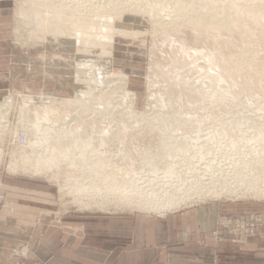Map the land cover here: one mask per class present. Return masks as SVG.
Instances as JSON below:
<instances>
[{
    "label": "rangeland",
    "instance_id": "1",
    "mask_svg": "<svg viewBox=\"0 0 264 264\" xmlns=\"http://www.w3.org/2000/svg\"><path fill=\"white\" fill-rule=\"evenodd\" d=\"M19 1L13 0L11 3L8 9L9 18L7 26L2 28L3 33L9 36L7 42L13 43V46L14 43L20 44L23 47L25 46L24 49L26 51L29 47L37 49L35 51L37 52L38 63L35 65L38 67V73L43 75L47 68L52 67L55 68V73L52 74V78L46 73L48 78L46 80L42 79V81L39 80L41 84L37 83L22 87L16 83L13 89L6 90L5 94L1 93V98L5 96L11 98L10 107L12 108L9 114L10 124L7 136L5 139L2 137L1 141L3 155L0 170L7 175H14L27 181L53 187V194L57 203L56 212L65 215H82L86 213L87 215L93 216L98 215L100 210L103 211L102 207L104 205V209L106 205L111 208L109 201L102 203L103 206L95 205L96 207L93 205V202L90 204L85 203L84 205L86 206L76 205L73 202L77 196V192L72 187L75 182L73 178L82 177L87 184H90L92 180L90 178L102 176V174L105 175L107 173L116 175V173L123 172L128 168L125 158H122L124 153L127 154L131 151L135 156L137 152H144L141 149L140 151L138 150L141 148L137 146L138 143L149 142L150 146L157 144L162 146L163 151L166 143L173 144V147L176 149L173 153H178L177 148L179 147L196 149V153H185L181 155V158H177V156L176 158L174 156L171 158L170 163L173 161L176 164L181 175L195 172L194 170L197 171V169L209 168L223 162L235 164L244 158H250L251 156L257 157L258 154L264 153V107H260L264 102V78L255 76L252 80H248L247 76H242L240 73L237 74L234 69H232V72H228V70L223 71L221 68V61L235 63L234 60H227V56L231 53L237 54L241 48H249L253 53H256L261 62H264V24L255 25L251 24V20H245L242 24L250 26V33L248 35L243 34L240 27L226 31L213 27L189 26L188 22L183 19L195 17V11H198V4L195 3L193 10L184 15L179 21V24L172 26L168 22V25L171 26L157 28L155 21L149 14L137 13V11L135 13L134 10L128 9L121 16H116L112 25L104 29H98L101 36H111L112 42H108L107 39L99 41L98 51L100 56L94 54L93 64L89 68L91 70L89 78L90 80L94 79V87L88 89L84 88L82 84H78V89H80L78 92L73 86L75 80L73 68L75 50L73 46H69L67 42H63L64 38L60 41L61 38L53 36L52 33H48L45 38L40 39L41 41L38 38H36V41L30 40L31 43L20 42L21 40L16 38L14 12ZM101 1L103 2L104 0ZM183 1L191 2L192 0ZM215 2L217 3L216 11L219 9L223 11L222 6L225 5L226 0H215ZM170 9L172 8L168 6L165 11L170 14L168 12ZM234 16L240 18L241 13L235 10ZM18 29H20L23 36L31 32L24 23ZM194 31L200 32V36L197 39L194 36ZM259 34L260 36H258ZM45 43L57 47L59 53L56 51L54 55L53 51L49 52L50 50L48 49L45 52L48 53L47 57L43 55L46 60L41 59L40 53L44 49ZM57 49L55 48V50ZM10 50L11 48H8V54H10ZM194 50L197 52L193 53ZM61 53L66 55L63 57L65 58L64 60H58V57L62 55ZM28 54L24 51L22 56ZM180 58L186 61V65L184 64L185 68L182 70L177 67L176 62ZM81 61L83 62L82 59ZM1 64L3 65L4 63ZM21 64H19L20 66L18 68L23 73L25 66L23 63ZM119 68H131L132 77H129L128 71L120 70ZM56 69L59 71L57 72ZM191 70H193L192 73L194 71L195 73L192 74ZM116 74L119 76L127 75L128 77L126 87L135 94L134 104H131L132 107H124L125 101H122L120 96L121 82L118 78L114 79ZM219 76L220 81H218ZM177 77L180 85L176 84L175 86L172 80ZM196 77L205 81L209 80L205 83H196L194 82L198 79ZM64 81L67 83L65 88L61 87ZM219 82H223V86L220 89L225 93L222 94L223 98L214 99L213 102L221 100L216 108L213 103L207 104L201 95L192 98L193 96L191 94H193L192 92H196L195 89L201 88V91H204L202 84L210 85L209 91L211 93L217 92L216 88L212 86L218 87ZM117 83L120 85H117ZM45 85L48 88L42 89ZM99 86L101 87V93L99 92ZM180 86L193 88L190 95L187 94L189 95L187 96V92L184 88L180 89ZM56 88H61V90ZM83 89H88L94 97L100 96V99H96L93 107H99L100 109V106L103 105L100 109L101 114L100 112L98 114L95 113V115L86 114L85 110L90 112L88 111L89 109L85 108L87 106L80 105L81 101H79L83 99L80 93ZM197 92L199 93V91ZM23 96H27L33 103L29 105L27 116H33L36 110H41L44 107L46 96L70 99L71 101L67 103V107L63 108L67 110L68 107H75L77 114L75 126L78 130L83 131L82 135L84 140L89 139L88 135L94 129L93 126L95 124L98 126L99 135L102 134L100 135L102 140L111 136L109 142H103L101 147H97V155L93 154L94 151L92 150L88 153L91 157L90 162L93 166L98 167L96 168L95 176L91 174L92 171L90 172V169H85L81 165H78V167L70 166L68 160H66L67 163L65 161V166H67L65 167L67 168L65 172L64 166H60L59 169L54 167L52 168L53 170H48L45 174L31 175L30 173H34L31 168L34 166L32 162V164H24V169L31 170L29 174L21 171L14 174L6 169V164L10 159L11 149L13 147V144L10 142L11 136L15 131L21 130H24L28 134L27 127L30 125V122L27 121L26 117L24 121H21L18 117L19 109L25 108L21 107L23 104ZM88 98H90L89 95ZM131 108L133 111H137L143 115L131 116L129 111ZM105 111L108 113L106 114ZM209 112H211L210 115ZM71 117L73 118V116ZM92 118L95 124L89 123L92 122L90 121ZM210 120L215 121L220 128L225 127L233 138H223L216 127H213L214 130L212 131L215 136L214 140H212L211 132L206 133V136L202 138L201 132L207 131L203 128H210L212 125ZM108 122L113 123L112 127L115 132L100 133L101 128H104V125ZM138 128L140 129L136 130ZM229 128H233V130ZM258 135L261 136L260 140L257 138ZM135 145L137 146V150ZM41 146L39 148L41 147L43 149L44 145ZM204 148L207 149L202 151ZM35 150L36 148L33 149V153H37ZM159 150L161 151V148ZM102 155L110 156L108 160L109 166L100 168L99 166L103 164L102 162L107 161L104 159L95 164L93 161H96ZM34 156H32V160L35 159ZM17 158L18 156L16 155L13 159ZM81 162L84 164L85 160ZM76 173L77 175H75ZM51 175L55 176L51 177ZM68 180L71 181L69 182ZM127 180L130 179L124 177L122 180L120 179V183H124ZM0 192L2 196L0 200L1 207L5 200V191L0 189ZM244 197L246 198H236L234 196L214 198L213 196H209L202 200H195V202L186 201L179 206L200 204L201 202L207 201V198L218 199L219 201H242L249 199L260 205L264 204L263 197L257 196L256 198L250 191L244 194ZM121 201L120 199L118 200V202ZM214 203L218 208L223 204H227ZM179 206L178 208H180ZM112 210L113 213H118L120 207H113ZM130 212H135V210ZM105 215L109 216V214ZM261 215L264 217V214L261 213ZM219 216H222L220 211L217 212L216 220ZM10 254L18 262H22L27 257V255L25 256L23 255L24 253L21 254L19 251H12Z\"/></svg>",
    "mask_w": 264,
    "mask_h": 264
},
{
    "label": "bare ground",
    "instance_id": "2",
    "mask_svg": "<svg viewBox=\"0 0 264 264\" xmlns=\"http://www.w3.org/2000/svg\"><path fill=\"white\" fill-rule=\"evenodd\" d=\"M195 3L198 4V11H195V14L193 13L195 17L183 19L188 22L189 26L204 28L213 27L218 30L226 31L240 27L242 33L248 35L250 33V26L242 24L245 20H251V24L255 25L264 24V0H226L225 5L222 6L223 11L220 9L216 11L217 3L215 0H192L191 2H184L183 0H104L103 2L101 0H20L14 12V19L16 21L14 30L16 31V38L20 39V42H30V40L36 41V38L40 40L45 38L48 33H52L53 36L60 37V41L64 38L63 42H67L69 46H73L75 50V56L73 58L75 80L73 86L77 89L76 91L79 92L80 89H78V84H82L84 88L88 89L94 87V79L90 80L89 78V73L91 72L89 68L90 65L93 64L94 54L100 56L98 51L99 41L107 39L108 42H112L111 36L105 37L99 34V28L104 29L112 25L114 23V18L116 16H121V14L128 9L134 10V12L137 11V13L142 12L149 14L155 21L157 28L174 26L175 24H179V21L184 15L193 10ZM168 6L172 8L168 11L170 14L165 11ZM235 10L241 13L240 18L234 16ZM163 21H165V23H163ZM168 22L171 25H168ZM22 23L27 25L31 30V32H28L25 36H23L20 29H18ZM194 34L196 39L200 36L199 31H194ZM258 36H260V34ZM195 52L197 51L194 50L193 53ZM44 56L40 57L45 59ZM58 60H62V57L59 56ZM184 60L185 59L180 58L176 61L177 67L181 70L185 68L184 64L186 65V61ZM227 60H234L235 63L221 61V68L223 71L228 70V72H232V69H234L237 74L240 73L242 76H247L248 80H252L255 76L264 78V62H261L256 53H253L249 48H241L237 54H229ZM192 68H194V66H192ZM192 71L193 70H191V73ZM193 73H195V71ZM117 78L121 82H119L121 84L120 96L122 101H125L124 107H132L131 104H134L135 94L126 87L128 80L127 75L119 76L116 74L114 79ZM208 80L205 81L198 78L194 82L205 83L208 82ZM220 80L219 76L218 81ZM119 83H117V85ZM172 83L175 84V86L176 84L180 85L178 77L174 78ZM222 83L223 82H219L217 85L218 87L212 86L217 90V92L212 93L209 91L210 85L208 84H202L204 89L203 92L201 88L195 89V93L191 91L193 88L180 86V89L184 88L187 92L186 95H190L192 92V98L201 95L203 97L202 99H205L207 104L213 103L216 108L221 100L213 102L214 99L223 98L222 94L225 93L220 89L223 86ZM88 89H83L80 92L83 98L79 100L81 101L80 105L87 106L85 108L90 111L87 112L84 109L87 115H95V113L98 114L99 112L101 114L100 109L103 105L100 106V109L99 107H93L96 99H100V96H92ZM197 91H199V93ZM99 92L101 93L100 86ZM88 95L90 98H88ZM70 101V99L46 96L44 107H42L41 110H36L34 115L32 113L33 116L28 115V117L27 112L29 111V105L33 103L27 96H23V104L21 107H25L26 109H19L18 117L21 121H24L26 117L30 125L27 127L28 134L24 130H21V132L26 134V141L24 143H16L11 149V156L6 164V169L8 171L14 174L19 171L29 174L31 170L24 169V164L32 162L34 166L31 168L34 173H30L31 175L45 174L48 170H53L52 168L54 167H56V169H59L60 166H64L63 168L67 167L65 166V161L68 160L70 166L78 167V165H81L85 169H90V172L92 171L91 174L95 176L96 168L98 167L93 166L90 162L91 157L88 153L92 150L94 151L93 154L97 155V147H101L103 142H109L111 136L102 140V138H100L102 134L99 135L98 126L92 118L90 119L92 122L89 123L95 124L93 126L94 129L89 133V139L87 138L84 140L82 135L83 131L78 130L75 126V121L77 120L75 107H68L67 110L63 108L67 107L66 105L70 103ZM10 105V97H0V163L3 155V146L1 145L2 137L5 139L7 136L10 124L9 114L12 108ZM260 107H264V102ZM129 111L131 116L143 115L137 111H133L132 108ZM105 113L107 114L108 112L105 111ZM210 114L211 112H209V115ZM71 116H73V118ZM210 123L212 124L210 128H203L207 131L201 132L202 138L206 136V133L211 132L212 140H214L215 136L212 132L214 130L213 127L218 129L223 138H233L225 127H218L215 121L212 120H210ZM112 125L113 123L108 122L104 125V128H101L100 133L115 132ZM229 129L233 130V128ZM19 132L20 131H15L13 135H17ZM257 138L260 140L261 136L258 135ZM41 145H44L43 149H41ZM39 146L41 147L39 148ZM137 146L141 147H138L139 151L141 149V151L144 152H137L135 156L131 151L127 154L124 153L122 158H125L128 168L126 167L127 169H123L124 171L119 174L116 173V175H114L112 173V175H110L107 173L105 175L102 174V176L90 178L92 179L90 184H87L82 177H74V186H71L73 190L77 192V196L74 198L73 202L78 206H86L84 205L85 203L90 204L93 201H95L93 203H96V200L99 199V202L97 201L98 203L95 205L103 206L102 203H107L113 198H118L123 201L120 206V210L123 212L130 209L132 211V209L135 208L147 212L154 211L155 213L163 215L166 210L168 211L170 208L174 210L178 208L181 203L186 201L195 202V200H202L209 196H213L214 198H221L223 196L246 198L244 194L250 191L256 198L257 196L264 198V153L258 154V158L255 156H251L250 158L247 157L235 164L223 162L209 168L197 169V171L194 170L195 172L181 175L176 164L173 161L170 163L172 160L171 158H173V156L174 158H176V156L177 158H181V155L185 153H196V149L179 147L177 148L178 153H173L176 150L173 144L166 143L164 151L162 150V146L157 144L155 146H150L149 142L138 143ZM35 148V152L37 153H33V149ZM160 148L161 151L159 150ZM206 149L207 148H204L202 151ZM16 155L18 158L13 159ZM32 156H34L35 159L32 160ZM104 159L107 162H104ZM109 159L110 156L107 157L102 155L98 157L96 161H93V163L95 164L98 161H103V164L99 166L103 168L104 166H109ZM82 160H85L84 164L81 162ZM66 169L67 168L64 169V172ZM75 175H77V173ZM52 176L55 175H51V177ZM124 177L130 180L124 183L121 182L123 183L121 185L120 179L122 180ZM154 187L155 189L157 188V190H149ZM104 206L102 207L104 212L111 211L112 207L109 208L106 205L104 209ZM88 208L90 207L88 206Z\"/></svg>",
    "mask_w": 264,
    "mask_h": 264
},
{
    "label": "crops",
    "instance_id": "3",
    "mask_svg": "<svg viewBox=\"0 0 264 264\" xmlns=\"http://www.w3.org/2000/svg\"><path fill=\"white\" fill-rule=\"evenodd\" d=\"M12 2L0 0V97L16 83L26 87L46 80L48 75L52 78L55 73L53 67L43 75L38 73L37 49L29 47L26 51L25 46L7 42L9 36L2 28L7 26ZM44 45L40 56L47 57L48 49L54 55L59 50L51 44ZM24 51L29 54L22 56ZM61 57L65 59L63 54ZM21 63L27 68L23 73L18 68ZM120 70L128 71L132 77L131 68ZM65 83L61 87L65 88ZM0 189L5 191L0 207V264H264V228L239 242L208 239L218 211L222 215L264 214V204L249 199L220 208L215 203L185 205L160 215L137 209L113 213V207L123 202L113 198L116 201H109V212L65 215L56 212L53 187L0 170ZM12 251L27 257L18 262L11 257Z\"/></svg>",
    "mask_w": 264,
    "mask_h": 264
},
{
    "label": "built area",
    "instance_id": "4",
    "mask_svg": "<svg viewBox=\"0 0 264 264\" xmlns=\"http://www.w3.org/2000/svg\"><path fill=\"white\" fill-rule=\"evenodd\" d=\"M26 141V134L19 132L17 135H13L10 139V142L13 145L16 143H24ZM0 192V200H1ZM207 201L201 202L200 204L207 203H235L233 201L227 200L220 202L218 199L207 198ZM199 204V205H200ZM264 228V217L257 213L251 212L247 214H238V215H222L216 220L214 227L209 232L208 239H211L214 242L221 243L224 241L227 242H239L248 237H254L258 234L259 230ZM228 248V245H224Z\"/></svg>",
    "mask_w": 264,
    "mask_h": 264
}]
</instances>
